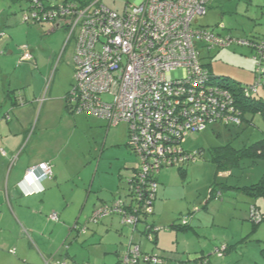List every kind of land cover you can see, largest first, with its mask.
<instances>
[{
    "label": "built area",
    "instance_id": "2783aa9c",
    "mask_svg": "<svg viewBox=\"0 0 264 264\" xmlns=\"http://www.w3.org/2000/svg\"><path fill=\"white\" fill-rule=\"evenodd\" d=\"M28 2L24 24L66 30L67 43H74V83L66 98L67 110L97 118L109 128L126 124L128 147L138 160L126 199L95 209L87 221L90 224L118 215L123 225L134 229L137 218L153 213L158 184L149 180L163 168H182L196 160V152L180 145L185 134L203 132L208 126L241 125L232 93L216 84L204 68L198 44L210 51L232 46L251 49L256 80L244 94L257 93L259 87L264 90V39H236L193 28L196 19L206 15L209 0H140L138 4L127 2L121 13L101 5L100 0H68L54 6L46 0ZM217 28L224 29L222 25ZM31 60L30 51L24 48L20 61ZM174 73L180 76L173 77ZM0 154L5 152L0 149ZM29 175L36 185L29 194L40 193L41 182L52 178V166L42 163L29 168L25 177ZM51 220L57 221V215L52 214ZM250 220L260 222L253 209ZM159 229H145L149 241ZM74 230L84 234L86 227ZM224 250L222 246L215 253L221 256ZM142 262L164 264L159 257L142 254L131 240L118 264Z\"/></svg>",
    "mask_w": 264,
    "mask_h": 264
},
{
    "label": "rangeland",
    "instance_id": "374dc122",
    "mask_svg": "<svg viewBox=\"0 0 264 264\" xmlns=\"http://www.w3.org/2000/svg\"><path fill=\"white\" fill-rule=\"evenodd\" d=\"M65 1L68 0H47L53 6ZM127 2L138 4L140 0H100L101 5L118 13L122 12ZM29 7L28 0H0V29L5 33L0 43L6 41L9 51L16 57H20L24 48H28L35 57L36 64H33L31 69L23 70L21 75L22 79L28 81L27 88L39 87L38 75L42 73L47 80V82L43 80L44 93H47L50 87L69 86L71 89L75 73L74 43H67L66 30L57 29L58 31L50 33L52 26L48 24H24L22 18L28 13ZM221 22L219 16L215 18L207 13L204 17L196 19L193 28L213 30L215 34L226 35L225 31L217 28V24ZM214 26L215 29H213ZM58 43H62V46L52 60L53 52L58 51L53 49ZM65 44L66 47L63 50ZM197 48L202 65L215 78L216 84H220L219 78H227L229 83H236L245 88L253 85V73L251 74L246 68L247 63L243 61L241 65L239 59L240 57L248 59L246 54L249 49L232 46L228 52L233 54L221 56L216 54V50H207L202 44H198ZM51 62L52 66L49 67ZM23 66L28 65L25 63ZM179 76L180 73L173 74V77ZM15 89L19 93L23 91L22 83ZM249 94L252 97L264 98L262 87H259L257 95L251 91ZM74 117L82 118L84 121V118H87L84 115ZM251 119L252 126H248L246 122L240 127L208 126L203 132L184 135L181 147L185 151L196 152L198 156L193 163L182 167V171L177 167L163 168L157 177L158 192L153 204V213L147 217L150 224L155 222L157 228H160L156 233L157 250H152V241H149L143 232V225L138 224L135 230L120 225V229L116 228L114 232L109 231L106 235L97 230L100 225L96 227L102 219L97 224L86 223L87 218L84 219V212L76 222L78 225L72 226L74 222L71 224L73 233L65 247L68 248V244L71 243L75 244L81 256L89 253L92 259L101 261L92 260L91 264H118L117 261L126 254L131 240L135 245L140 244L143 253L159 257L164 264H200L201 258L206 260V264L264 263V257L260 252L264 249V223L254 225L250 220V207L256 206L260 213L264 214V202L259 198L248 197L240 190L259 182L264 175V161L258 160L256 164H253L251 160L243 159L229 172L217 175L215 166L211 162V153L217 148L231 144L233 148L239 149L264 137L263 120L258 115L252 116ZM87 120L98 123L92 118ZM48 122L52 127H56L50 135L57 140H61L67 134L69 136L75 129V126L70 128L62 117V112L60 114L57 109L52 111ZM81 123L72 138L75 143L82 145V149L87 154L101 150V146L97 145V149L91 141L98 144V139L102 142L105 138L110 143L111 138L120 141L122 134H124V140L128 136L126 124L111 128L105 136L106 127L103 124H99L102 128H98L96 125ZM211 189L214 192L209 197ZM163 192H165L164 196ZM183 219L187 222L185 229L177 227ZM84 226L88 230V232L85 231L87 235L76 231L77 229L74 230V227L80 229ZM171 226L174 227L171 228ZM99 243L105 246L115 245L117 250L114 251L120 253L119 256H116V252L103 255L105 249L99 247ZM222 246H229V248L225 255L222 252V255L218 256L215 249ZM104 257L111 259L109 261L112 262L101 260Z\"/></svg>",
    "mask_w": 264,
    "mask_h": 264
},
{
    "label": "crops",
    "instance_id": "0c3cea01",
    "mask_svg": "<svg viewBox=\"0 0 264 264\" xmlns=\"http://www.w3.org/2000/svg\"><path fill=\"white\" fill-rule=\"evenodd\" d=\"M207 13L215 18L219 16L222 20L223 23L217 26L223 25L222 31H225L226 35L221 36L264 38V0H209ZM215 28L214 26L213 29ZM56 31L58 30L51 27L50 33ZM0 35L1 40L5 36L2 29ZM5 43L6 41L0 43V149L5 152L4 156L0 154V264H54L62 261L65 264H91L92 260L96 262L98 260L92 259L89 253L81 256L75 244L71 243L72 247L71 244H68V248L65 247L73 233L71 228L78 224L76 222L83 212L84 219L87 218L88 221L97 207L126 198L128 182L138 168L137 158L127 145L128 137L124 140V134L120 141H115L114 138H111L110 143L105 138L102 142L98 139V144L91 141L96 148L97 145L101 146V150L87 154L82 145L75 143L72 138L81 122L96 125L98 128H102L99 124H103L106 127L105 136L111 128L97 118L85 116L87 118H84V121L68 113L65 96L70 90L69 86L50 87L47 93H44L42 85L46 79L42 73L38 75L39 87L27 88L28 81L22 79L21 75L23 70L31 69V66L36 64V59L30 52L32 60L21 62L20 57L12 55L8 49L9 45ZM60 46L62 43L56 44L53 49L58 51L53 52L52 60L59 52ZM65 47L64 45L63 50ZM228 49L214 50L221 56L233 54L228 52ZM246 55L249 58L240 57V64L242 65L243 61L247 63L246 68L252 74L253 51L249 49ZM25 63L27 67L23 66ZM21 83L23 91L20 95L27 103L16 105L14 91ZM55 109L60 114L62 112V117L70 128L75 126L72 133L61 140L50 135L56 127H52L48 121ZM90 118L98 123L88 121ZM42 163L51 164L52 178L41 182L42 192L29 194L36 189L33 183L35 179L33 177V182L29 184L25 173L27 169ZM164 194L165 192L163 196ZM52 214L57 215V221L51 220ZM146 222L150 224L148 220ZM155 224L154 222L151 225L157 227ZM99 225L97 230L106 235L116 228L125 227L118 215L102 218L96 227ZM87 232L84 235H87ZM151 243L152 250H157V236L156 241ZM137 244L141 250L140 244ZM98 245L105 249L103 255L112 254L117 250L115 245ZM115 254L118 257L120 253ZM101 260L112 262L106 257Z\"/></svg>",
    "mask_w": 264,
    "mask_h": 264
},
{
    "label": "trees",
    "instance_id": "16d2710c",
    "mask_svg": "<svg viewBox=\"0 0 264 264\" xmlns=\"http://www.w3.org/2000/svg\"><path fill=\"white\" fill-rule=\"evenodd\" d=\"M76 1H79V0H76ZM29 9H30V7L28 8V10ZM254 39H264V38L254 37ZM252 66H253L252 73H253L254 82H255V80H256L255 69L256 68H255V64H253V62H252ZM212 79L215 80L214 77H212ZM219 82L230 93H232L233 99H234V111H235V113L238 114L240 121H241V125H242V123L246 122L248 124V126H252L253 123H252L251 118H252V116H255V115L260 116V118L264 122V98L260 97V96L259 97L258 96L252 97L250 94L248 96H246L244 94V91L246 90V88L252 87L253 85L245 88V87L240 86L239 84H236V83H232V84L229 83L227 78H219ZM257 90L259 91V88H257ZM258 91H257V93H255V95L258 94ZM14 92H15L14 103L16 105H22V104L27 103V101L23 97H21V95H20L21 93H19V91L15 90ZM68 93H69V91L67 92V94L65 96V100L67 98ZM66 109H67V107H66ZM68 113H70V112L68 111ZM249 116H250V118H247ZM240 126H238V127H240ZM231 127H234V126H231ZM127 134H128V130H127ZM262 134L264 136V133H262ZM127 145H128V141H127ZM243 159L251 160L253 164H256V161H258V160L264 161V137L262 139L256 141L255 143L249 145V146H244L242 148L236 149V148H233V146L231 144H227L223 147L215 149L211 153V162L215 166L216 175L220 174V173L229 172V170L238 166L239 161H241ZM187 165H189V164H187ZM177 169L182 171L181 170L182 168H177ZM137 171H138V168L136 169L134 174H136ZM157 177L158 176L152 177L149 180V182L157 181ZM133 178L131 180H133ZM240 190L243 191L248 197L259 198L264 202V175L262 176V178L259 180L258 183L251 185V186H248V187L241 188ZM213 192H214V190L211 189L210 193H209V197L212 196ZM125 199H121V200H125ZM113 203H110L109 206L112 205ZM128 203L129 202L127 201V204ZM133 206H135L134 202H133ZM251 209H253L254 212H258V215L260 217V222L256 223L255 221H252L253 224L259 225L260 223H264V214H261L256 206H251L250 211H251ZM126 210H129V209H126ZM137 219H138L137 224L133 230L137 229L138 224H141L144 226L143 232L144 231L146 232V230H145L146 228H150L151 230L153 228H157V227L146 222L147 217H139ZM186 225H187V222H186ZM186 225H182V222H180V225L177 227H181L182 229H185ZM173 227L174 226H171V228H173ZM153 235L154 236L152 238L153 239L152 241L154 243L156 241V233H153ZM217 248H219V247H217ZM217 248H216V250H217ZM228 248H229V246H225V250L223 252L224 254L226 253ZM260 252H261V255L264 257V249L261 250ZM201 259L202 260H201L200 264H204V263L206 264V262H205L206 260L204 258H201Z\"/></svg>",
    "mask_w": 264,
    "mask_h": 264
},
{
    "label": "clouds",
    "instance_id": "9594fccd",
    "mask_svg": "<svg viewBox=\"0 0 264 264\" xmlns=\"http://www.w3.org/2000/svg\"><path fill=\"white\" fill-rule=\"evenodd\" d=\"M28 182H29V184H31L33 182V179H32V176L31 175H29V177H28ZM39 190L40 191H43V187L42 186H39Z\"/></svg>",
    "mask_w": 264,
    "mask_h": 264
}]
</instances>
